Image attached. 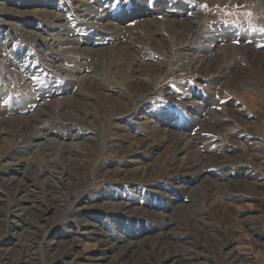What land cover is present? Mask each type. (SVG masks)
<instances>
[{
    "label": "rangeland",
    "instance_id": "rangeland-1",
    "mask_svg": "<svg viewBox=\"0 0 264 264\" xmlns=\"http://www.w3.org/2000/svg\"><path fill=\"white\" fill-rule=\"evenodd\" d=\"M0 264H264V0H0Z\"/></svg>",
    "mask_w": 264,
    "mask_h": 264
},
{
    "label": "bare ground",
    "instance_id": "bare-ground-1",
    "mask_svg": "<svg viewBox=\"0 0 264 264\" xmlns=\"http://www.w3.org/2000/svg\"><path fill=\"white\" fill-rule=\"evenodd\" d=\"M34 41H35V40H34ZM87 77H88V76H87ZM86 81H88V80H86ZM43 115H44V114H43ZM35 116H36V115H35ZM3 122H4V120H3ZM27 127H28V126H27ZM39 135H40V134H39ZM39 135L36 137V139H35L36 141H39V139L41 138ZM41 136H42V134H41ZM43 136H44V134H43ZM41 139L43 140V137H42ZM45 139H46V136H45ZM42 142H46V144L43 143L44 146H45V147H49L50 143H48L46 140H43ZM42 142H41V144H42ZM41 144H40V145H41ZM36 146H37V148H40L39 145H36ZM45 147H44V148H45ZM71 154H72V153H71ZM69 155H70V154H69ZM43 216H44V214H43ZM40 217H42V216H40ZM24 252H25V251H24ZM8 256H10V255H8ZM4 257H5V256H4ZM25 258H26V257H25ZM13 260H14V259H13ZM19 263H20V261H19Z\"/></svg>",
    "mask_w": 264,
    "mask_h": 264
},
{
    "label": "snow or ice",
    "instance_id": "snow-or-ice-1",
    "mask_svg": "<svg viewBox=\"0 0 264 264\" xmlns=\"http://www.w3.org/2000/svg\"><path fill=\"white\" fill-rule=\"evenodd\" d=\"M202 7H206V5L202 6Z\"/></svg>",
    "mask_w": 264,
    "mask_h": 264
}]
</instances>
